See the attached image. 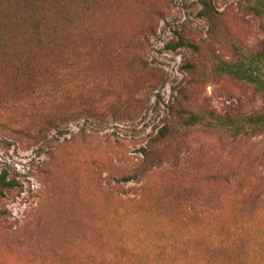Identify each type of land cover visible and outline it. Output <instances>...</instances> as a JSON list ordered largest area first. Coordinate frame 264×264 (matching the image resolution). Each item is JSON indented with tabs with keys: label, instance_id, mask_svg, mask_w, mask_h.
Instances as JSON below:
<instances>
[{
	"label": "rangeland",
	"instance_id": "1",
	"mask_svg": "<svg viewBox=\"0 0 264 264\" xmlns=\"http://www.w3.org/2000/svg\"><path fill=\"white\" fill-rule=\"evenodd\" d=\"M5 1L0 174L16 186L0 194V264H264V132L174 116L264 109L214 71L259 50L254 0ZM47 8L56 37L39 45L24 23ZM179 36L197 49L166 48Z\"/></svg>",
	"mask_w": 264,
	"mask_h": 264
},
{
	"label": "trees",
	"instance_id": "2",
	"mask_svg": "<svg viewBox=\"0 0 264 264\" xmlns=\"http://www.w3.org/2000/svg\"><path fill=\"white\" fill-rule=\"evenodd\" d=\"M1 1V0H0ZM5 2L7 7V1ZM13 0H9L8 7L12 4ZM19 1V0H15ZM56 0H41L40 4L45 6L55 5ZM204 10H210L211 4L209 0H199ZM248 8L259 17L261 20V26L264 33V0H254L249 3ZM201 11L200 14H203ZM49 10L43 9L38 12V15L30 16L31 21L25 22L24 25L33 34V38L39 45L43 44L47 38L56 37L55 34H43L44 25L50 24L51 17H55L57 13H61L60 10H55L53 13L48 14ZM2 10L0 9V16ZM53 25V24H51ZM56 26H49V29L56 31ZM188 47L194 50L197 49L196 44L185 40L182 37H178L177 41L167 44L166 48L170 50H176L177 48ZM214 71L217 74L228 75L235 79L245 81L252 84L258 92L264 96V36L259 50L255 55L245 57L237 53L235 60H223L216 57V63ZM174 116L179 120L181 126L184 128H190L195 126H202L206 129L222 130L227 134L238 139L241 137H249L250 135L264 132V109L252 114H216L213 111L209 112H194L184 107L174 110ZM175 134L169 126H164L158 131L157 136L152 140L154 143L165 142ZM145 152V150H143ZM7 171L3 170L0 174V194H3V190L12 189L16 186L14 180H6ZM135 175L124 177V181L134 179Z\"/></svg>",
	"mask_w": 264,
	"mask_h": 264
}]
</instances>
